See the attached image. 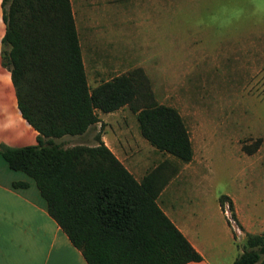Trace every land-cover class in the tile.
<instances>
[{
    "label": "rangeland",
    "instance_id": "374dc122",
    "mask_svg": "<svg viewBox=\"0 0 264 264\" xmlns=\"http://www.w3.org/2000/svg\"><path fill=\"white\" fill-rule=\"evenodd\" d=\"M69 1L88 87L139 68L154 101L180 115L192 157L156 151L127 106L98 112L80 142L99 132L135 175L167 163L170 177L189 179L178 201L190 198L184 209L201 214L220 249L214 260L231 264L244 233L264 232V0ZM222 194L235 220L218 206Z\"/></svg>",
    "mask_w": 264,
    "mask_h": 264
},
{
    "label": "trees",
    "instance_id": "16d2710c",
    "mask_svg": "<svg viewBox=\"0 0 264 264\" xmlns=\"http://www.w3.org/2000/svg\"><path fill=\"white\" fill-rule=\"evenodd\" d=\"M1 7V64L9 71L20 116L37 132L33 145L0 144L8 168L33 179L48 215L86 264L200 260L156 204L170 178L167 163L137 181L99 132L93 146L54 141L85 133L98 112L127 106L150 146L185 163L192 149L176 109L154 101L139 68L88 87L69 0H2ZM217 200L220 208L227 203L235 220L228 196ZM240 248L231 264H264V232L244 233Z\"/></svg>",
    "mask_w": 264,
    "mask_h": 264
},
{
    "label": "crops",
    "instance_id": "0c3cea01",
    "mask_svg": "<svg viewBox=\"0 0 264 264\" xmlns=\"http://www.w3.org/2000/svg\"><path fill=\"white\" fill-rule=\"evenodd\" d=\"M1 1L0 51L1 38L4 32V24L1 19ZM97 122L86 132L92 129ZM85 133L73 136L65 135L56 138L57 141L54 139V141L60 142L64 146L81 144L80 137ZM36 135L37 132L20 116L15 103L9 71L1 64L0 58V144L7 146L33 145L36 143ZM68 137L75 138L78 142L65 145L64 141ZM100 140L124 168L132 174L134 179L139 181L142 176L135 175L131 168L123 162V157L114 154L107 145L103 134L100 135ZM94 144L87 145L93 146ZM184 180L189 181V179H179L177 176L170 177L159 191L155 199L156 204L201 257L198 261H188L184 264H219L214 258L221 254L220 249L217 248L213 238L211 239L206 234L203 235L205 226L203 225L201 228L200 221L194 216L201 214L198 211L194 212L193 209L187 211L184 209L190 198L186 202L181 201L179 203L180 201H178L184 191V188L180 186ZM14 182H23L25 185L13 186ZM220 215H222L221 211ZM224 229L228 230L226 232L228 239L232 241L231 231L225 219ZM0 264H86L79 250L71 245L63 231L48 215L45 201L39 194L33 179L22 171L8 168L1 156Z\"/></svg>",
    "mask_w": 264,
    "mask_h": 264
}]
</instances>
